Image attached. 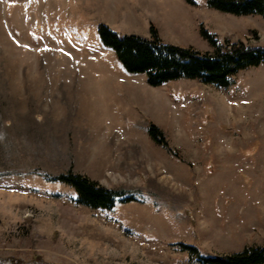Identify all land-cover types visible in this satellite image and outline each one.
I'll return each mask as SVG.
<instances>
[{
    "label": "rangeland",
    "instance_id": "obj_1",
    "mask_svg": "<svg viewBox=\"0 0 264 264\" xmlns=\"http://www.w3.org/2000/svg\"><path fill=\"white\" fill-rule=\"evenodd\" d=\"M194 2L0 0V259L200 264L178 244L222 258L264 246V66L228 88L152 87L99 36L100 25L145 39L154 28L203 54L264 47L261 16ZM69 173L122 198L81 204L57 180Z\"/></svg>",
    "mask_w": 264,
    "mask_h": 264
},
{
    "label": "trees",
    "instance_id": "obj_2",
    "mask_svg": "<svg viewBox=\"0 0 264 264\" xmlns=\"http://www.w3.org/2000/svg\"><path fill=\"white\" fill-rule=\"evenodd\" d=\"M194 4V0H186ZM216 10L237 16L257 15L264 19V0H207ZM98 32L102 43L114 50L124 69L130 74L146 75L152 87H161L169 82L190 79L219 88H228L231 79L249 68L264 66V47H249L243 43L218 47L215 53H200L162 42L156 30L151 28L153 39L136 35H121L107 25H100ZM205 38L211 39L205 29ZM214 44L216 40L212 39ZM150 137L159 144H166L162 131L152 123L148 125ZM57 180L73 186L78 193V202L93 208L111 209L121 192L108 190L86 177L69 173ZM132 197L122 199L129 202ZM188 251L200 264H264V246L247 248L230 257L206 256L195 246L178 244ZM0 264H23L14 258L0 259Z\"/></svg>",
    "mask_w": 264,
    "mask_h": 264
}]
</instances>
